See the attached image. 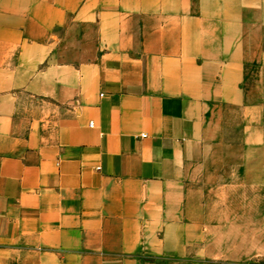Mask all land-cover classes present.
Listing matches in <instances>:
<instances>
[{
    "label": "crops",
    "instance_id": "crops-1",
    "mask_svg": "<svg viewBox=\"0 0 264 264\" xmlns=\"http://www.w3.org/2000/svg\"><path fill=\"white\" fill-rule=\"evenodd\" d=\"M0 264H264V0H0Z\"/></svg>",
    "mask_w": 264,
    "mask_h": 264
},
{
    "label": "rangeland",
    "instance_id": "rangeland-1",
    "mask_svg": "<svg viewBox=\"0 0 264 264\" xmlns=\"http://www.w3.org/2000/svg\"><path fill=\"white\" fill-rule=\"evenodd\" d=\"M223 178H225V177H223L222 175H218V176L213 177V179L215 180L214 182H216V183H221ZM253 262L254 261H251V263H253Z\"/></svg>",
    "mask_w": 264,
    "mask_h": 264
},
{
    "label": "built area",
    "instance_id": "built-area-1",
    "mask_svg": "<svg viewBox=\"0 0 264 264\" xmlns=\"http://www.w3.org/2000/svg\"><path fill=\"white\" fill-rule=\"evenodd\" d=\"M90 125H91L92 127H94V126H95V122H94V121H91ZM143 136H145V135H143Z\"/></svg>",
    "mask_w": 264,
    "mask_h": 264
}]
</instances>
